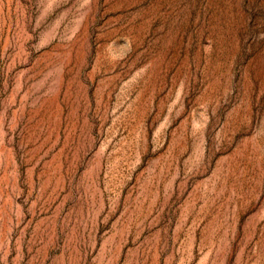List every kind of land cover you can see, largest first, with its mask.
Instances as JSON below:
<instances>
[{"label":"rangeland","instance_id":"rangeland-1","mask_svg":"<svg viewBox=\"0 0 264 264\" xmlns=\"http://www.w3.org/2000/svg\"><path fill=\"white\" fill-rule=\"evenodd\" d=\"M0 264H264V0H0Z\"/></svg>","mask_w":264,"mask_h":264}]
</instances>
